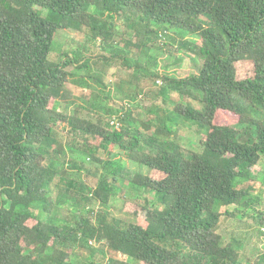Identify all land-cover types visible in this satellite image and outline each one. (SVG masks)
<instances>
[{"label": "trees", "instance_id": "trees-1", "mask_svg": "<svg viewBox=\"0 0 264 264\" xmlns=\"http://www.w3.org/2000/svg\"><path fill=\"white\" fill-rule=\"evenodd\" d=\"M72 30L84 32L108 65L120 62L133 74L150 69L141 62L147 52L175 55L158 45L163 33L179 38L175 53L201 67L181 77L149 70L148 78L164 80L158 123L135 117L132 105L116 111L84 100L86 108L69 87L68 61L50 59L58 35ZM244 64L252 66L246 77ZM87 109L96 118L83 117ZM223 115L234 124L217 123ZM183 120L204 137L196 150L179 143ZM77 153L102 168L97 187L79 177L54 197L66 166L85 170L72 160ZM114 155L150 173L109 161ZM263 159L264 0H0V264H102L82 256L93 243L116 255L106 264H251L219 226L223 208L254 205L243 180ZM124 186L151 195L126 201L134 222L110 210ZM63 206L74 220L56 217Z\"/></svg>", "mask_w": 264, "mask_h": 264}, {"label": "rangeland", "instance_id": "rangeland-1", "mask_svg": "<svg viewBox=\"0 0 264 264\" xmlns=\"http://www.w3.org/2000/svg\"><path fill=\"white\" fill-rule=\"evenodd\" d=\"M40 13L48 20H58L56 15L50 11L41 10ZM163 36L164 37L159 41L158 45L162 46L165 42L175 55L168 53L166 49L162 51L155 49L151 52H147V54L143 56V60H141L143 65L148 69L150 68L149 70L152 73L159 71L164 75L173 77H181L189 73L194 74L199 72L201 63L198 59H195L193 55L180 51L175 53L179 38H177L176 42L172 33L168 35L163 33ZM85 42H87V36L84 32L73 30L64 31L58 35L53 47L54 51L50 56V59L57 63L68 61V70L72 74L69 87L83 99L85 107L87 108L84 100L90 103H96L103 108H111L116 111L122 109L124 105H132L135 117H139L141 120L153 121V119L156 118L157 111H163L161 109L163 103L161 102L159 92L161 88L164 87V80L162 78H148L151 75L148 74L149 70L146 68L139 70L137 74H133L128 67H124L120 62L114 65H108L101 58L102 55L106 54L100 48L93 45V43L87 45ZM77 54L82 61H90V68H82L83 66L79 64L80 62H77L73 58ZM127 56L130 58L131 62L135 57L134 54ZM240 73L243 77L249 76L252 73V66L250 64L242 65L240 67ZM81 77H83L84 80H82ZM81 85L90 87L83 89ZM177 99V96L173 94V98L170 101L171 109L169 113L177 104L175 102L178 101ZM60 110L65 111L66 109L64 106H61ZM68 112L71 113L73 110L69 109ZM102 112L103 115H105L104 111H101V113ZM92 115L91 111L87 109L83 117L91 119L96 118V116L93 117ZM106 118L105 122L107 123L110 121L111 117L106 116ZM114 120L117 121V118L112 119V122ZM153 122L158 123L157 120ZM117 123L115 126H117ZM217 123L234 124V121L229 119L227 115H223L218 117ZM178 131L180 136L179 143L183 145L186 152L187 150H196L199 142L204 138L196 126H191L189 122L187 123L184 120L180 123ZM115 151L119 153L118 149ZM71 156L73 158L72 160L75 159L79 165L84 166L85 164V170L82 172L78 169H71L69 166H66L65 168L68 173V175H66L67 177H57L53 183L52 192L54 197L64 188L63 182H65L66 185L68 180L78 182L79 177L89 187H97L102 168L97 169L96 164H93L92 161L88 159V156L82 153H77L74 156L71 154ZM107 158H109V161L115 163L122 161L130 171H138L146 175L150 173L147 167L131 163L127 156L120 158L118 155H114L107 156ZM67 161H70V153ZM85 161L86 163H84ZM62 177L64 181H62ZM243 181V187L248 189L251 193L248 194V198H254L255 203L245 212H243V206L223 208L221 211L224 215L219 226V233L224 237V242L226 244L236 243L240 246L241 260L244 263L259 264L264 262V159L259 166L253 169V178ZM76 185V189L79 190L78 184ZM120 192L118 197L111 200L110 210L115 217L127 222H134V219L124 212L126 201L143 202L146 196L149 195L150 197L151 195L141 194L132 188L129 189L128 186H124V190H120ZM93 206L95 209H99V204L96 203ZM226 210H228L230 214H225ZM36 213L42 218L45 215L41 207L37 208ZM74 216L75 213H73V210H71L69 206H63L56 214L57 218L65 221L74 220ZM92 247L95 249L94 251H89L87 249L81 250L84 259L86 258L89 261L106 264L109 262V259L116 256L108 252L106 248L102 249V243H93ZM101 249L104 251V254Z\"/></svg>", "mask_w": 264, "mask_h": 264}, {"label": "built area", "instance_id": "built-area-1", "mask_svg": "<svg viewBox=\"0 0 264 264\" xmlns=\"http://www.w3.org/2000/svg\"><path fill=\"white\" fill-rule=\"evenodd\" d=\"M116 123H117L116 120H114V121L112 122V124H113L114 126L116 125ZM117 125H118V123H117Z\"/></svg>", "mask_w": 264, "mask_h": 264}]
</instances>
